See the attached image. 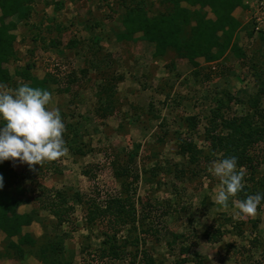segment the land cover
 <instances>
[{"label":"rangeland","instance_id":"rangeland-1","mask_svg":"<svg viewBox=\"0 0 264 264\" xmlns=\"http://www.w3.org/2000/svg\"><path fill=\"white\" fill-rule=\"evenodd\" d=\"M135 5L147 17L170 7L163 0H35L27 19L13 18L15 54L4 65L12 81L7 86L27 83L17 73L47 78L50 107L60 109L65 125L63 156L31 166L19 159L11 162L21 176L16 183L25 202L18 212L36 209L39 214V221L24 231L38 246L61 236L71 264H83L82 257L98 251L105 239L102 224L87 223L86 201L100 204L121 196L128 185L109 164L115 157L137 173V180L129 183L135 208L137 213L143 206L151 210L160 232L155 240L144 232L145 226L142 247L128 246L119 259L93 264H144L133 258L141 248L151 255L152 264H173L184 256L186 264H264V200L255 215L241 217L234 215L236 197H230L227 208L216 203L220 181L208 168L221 156L212 154L204 132L217 100L226 102L227 95L234 100L226 102L223 121L215 122L220 132L228 133L233 119L253 111L246 101L257 89L251 65L264 66V0H242L243 7L233 12L241 23L235 40L246 54L242 61L231 52L213 61L203 56L191 62L171 51L155 58L153 44L141 33L132 41L119 40L125 8ZM206 17L214 19L208 9ZM107 81L115 83V108L104 116L98 87ZM259 105L264 110V97ZM183 139L200 151L193 165L178 152ZM258 174L264 176V166ZM39 186L64 195L73 207L68 223L55 229L54 217L36 202ZM74 193L82 194L84 204L72 200ZM214 227L221 229V237L208 242L206 231ZM171 233L180 238L172 240ZM3 239L0 231V257L10 264H41L33 254L25 263L7 258Z\"/></svg>","mask_w":264,"mask_h":264},{"label":"trees","instance_id":"trees-1","mask_svg":"<svg viewBox=\"0 0 264 264\" xmlns=\"http://www.w3.org/2000/svg\"><path fill=\"white\" fill-rule=\"evenodd\" d=\"M34 1L0 0V82L6 85L12 83L10 74L4 65L13 59L15 54L13 44L16 35L13 31L17 24L13 18L19 21L27 19ZM163 2L170 4V7L168 11L156 17H147L138 5L126 7L122 18L124 33H120L118 39L132 41L134 34L141 33L143 40L153 44L152 55L155 58L163 57L171 51L178 57L191 62L203 56L208 61H213L227 52H231L238 60L246 59V54L235 40L241 23L233 16L234 10L243 7L242 0H163ZM206 9L210 11L214 19L206 17ZM262 62L264 65V58ZM251 66L257 89L246 103L253 109V113L236 117L233 119L231 131L220 132L215 122L217 119L223 121L222 110L227 103L234 100L233 97L227 95V103L220 99L217 100L216 108L213 109L210 118L212 120L209 123L210 126L204 131L212 154H218L220 158L235 156L237 170L245 169L246 174L243 178L245 183L242 190L236 194L237 199H243L246 195L255 194L258 191L264 192V176L258 174V169L264 166V110L260 109L259 105L264 97V76L262 74L264 66L260 67L257 63ZM17 74L30 86L49 90L47 78L38 79L27 73L26 75ZM50 80L56 83V79L51 78ZM113 82L107 81L98 87V91L103 94L102 105L99 108L104 116L111 114L115 108L113 97L116 88ZM178 152L187 159V165L195 164L200 154L197 146L187 139L181 140ZM11 162V159L0 162V176L3 177V187L0 188V231L4 235L3 255L23 260L26 255L33 254L41 264H71L72 257L66 256L61 236H54L38 246L37 240L30 233L23 232L25 227L39 221V214L36 209L29 212H18L19 206L25 202L21 198L19 185L16 183L21 176L13 171ZM109 164L111 167H116L114 170L116 178H122L128 185L124 187L123 196H110L100 204L90 198L88 200H92L91 203L86 201V221L91 224L95 222L102 224L101 234L105 239L104 246L98 251L82 257L83 264H93L98 259L101 262L119 259L126 253L128 246L136 249L142 247L146 242V237L145 235L141 237L140 233L145 226V231H143L152 234L154 239L158 240L160 229L154 227L151 210H146L143 206L141 212L137 213L133 202L134 194L131 192L133 189H129L131 188L129 183L132 179L137 180V173H133L129 164H121L115 157L112 159L110 157ZM37 192L36 202L54 217L57 223L55 229L69 222V212L73 210V207L68 205L60 191L53 192L39 186ZM72 200L79 204L84 202L80 193H74ZM127 226H129L128 229H126ZM123 231L127 234L121 239L119 234ZM221 234V229L214 227L207 229L205 237L208 242L215 243ZM171 236L174 241L180 238L172 233ZM188 251V247L182 248V252L187 253ZM133 258H138L139 261L142 259L144 264L154 262L151 255L143 248L136 251ZM186 262L187 257L184 256L175 260L173 264H186ZM201 262L197 260L195 264H201Z\"/></svg>","mask_w":264,"mask_h":264},{"label":"clouds","instance_id":"clouds-1","mask_svg":"<svg viewBox=\"0 0 264 264\" xmlns=\"http://www.w3.org/2000/svg\"><path fill=\"white\" fill-rule=\"evenodd\" d=\"M51 104L52 93L47 89L28 83L9 88L0 82V162L19 159L31 166L65 154V125L60 109L50 107ZM208 171L220 181L214 197L216 203L227 208L230 197H235L244 186L245 171L237 170L235 156L210 161ZM262 200L264 192L261 191L237 199L234 215H255Z\"/></svg>","mask_w":264,"mask_h":264},{"label":"crops","instance_id":"crops-1","mask_svg":"<svg viewBox=\"0 0 264 264\" xmlns=\"http://www.w3.org/2000/svg\"><path fill=\"white\" fill-rule=\"evenodd\" d=\"M237 10V9H236ZM236 10H235V12H236ZM25 228H27V227H25ZM24 228V229H25ZM24 229H23V232L24 233H27V232H25L24 231ZM1 256V255H0ZM8 258V257H7ZM28 257H27V255L25 256V258L23 259V260H16V259H13V258H10V259H13L14 260V262L16 261V262H20V263H22V262H24L25 263V259H27ZM28 262V261H27ZM0 264H10L7 260H5L4 258H1L0 257Z\"/></svg>","mask_w":264,"mask_h":264},{"label":"built area","instance_id":"built-area-1","mask_svg":"<svg viewBox=\"0 0 264 264\" xmlns=\"http://www.w3.org/2000/svg\"><path fill=\"white\" fill-rule=\"evenodd\" d=\"M37 193H38V192L36 191V192H35L36 196H37Z\"/></svg>","mask_w":264,"mask_h":264}]
</instances>
